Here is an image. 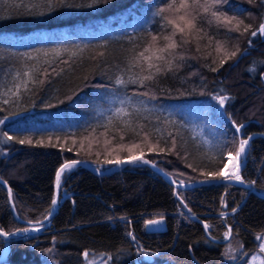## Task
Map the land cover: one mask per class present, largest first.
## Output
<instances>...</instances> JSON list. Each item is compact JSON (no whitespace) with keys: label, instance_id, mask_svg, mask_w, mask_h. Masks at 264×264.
Returning <instances> with one entry per match:
<instances>
[{"label":"trees","instance_id":"1","mask_svg":"<svg viewBox=\"0 0 264 264\" xmlns=\"http://www.w3.org/2000/svg\"><path fill=\"white\" fill-rule=\"evenodd\" d=\"M21 2L28 7L13 6ZM161 6L163 0H51L50 7L47 0H0V179L11 189L15 214L0 184V229L11 233L0 264H85L92 257L105 264H247L259 252L264 198L228 183L174 188L139 162L106 175L81 166L65 172L49 224L29 233L52 208L54 177L63 163L81 160L102 172L113 165L105 158H125L119 145L141 142L144 132L145 159L175 183L221 170L223 157L251 137L241 177L264 192V36L251 35L264 23V0H223L221 13L244 20L239 32L202 24L207 36L193 33L172 71L144 87L117 85V76L145 74L128 69L127 59L143 49L149 34H164L154 15ZM246 25L251 28L243 32ZM217 41L228 51L239 48L222 66ZM32 65L47 69V75L37 74L45 82L30 83L19 98L5 96L15 72ZM219 95L230 97L223 108ZM118 107L132 113L134 126L144 125L140 136L124 129L120 140L117 127L129 117H116ZM233 121L244 125L241 134ZM188 142L204 145L205 154L191 151ZM149 144L156 150L149 152ZM158 218L165 231L145 233L144 224ZM201 223L208 226L205 233Z\"/></svg>","mask_w":264,"mask_h":264},{"label":"snow or ice","instance_id":"2","mask_svg":"<svg viewBox=\"0 0 264 264\" xmlns=\"http://www.w3.org/2000/svg\"><path fill=\"white\" fill-rule=\"evenodd\" d=\"M99 0H93V4L98 3ZM107 2V0H105ZM223 0H163V6L159 7L158 10L154 13L155 16H158L161 21V30L164 33L161 34H149L150 35V41L143 47L141 51L134 52L130 57L127 59V65L128 69L131 68H139L142 73H145L143 75H134L130 76L128 80H125L122 78V76H117L115 78V83L117 85H127L129 83L132 84H138L141 87L146 86V81H154L157 76L163 72L166 71H172L174 66L175 60H183L184 55L182 52L178 51L179 49H182L184 45L189 44L191 41L189 37L193 33L197 34H203L204 36H207V33L204 32L203 27L200 25L202 24H208L209 26L212 23H216L217 26L223 25L224 27L228 28V31L230 32H239L240 26L244 25V20L238 19L235 16H225L223 13H221L218 10V5L222 3ZM249 2H254V0H249ZM48 6H51V0H47ZM14 7H28L27 5H24L22 2L20 4H14ZM92 6V5H89ZM34 7V5H33ZM209 17L211 19H209ZM171 29V31H168V29ZM251 28V25H246L243 28V32H248ZM260 34L261 36H264V23H261L260 26L255 30L251 32V35L253 37L257 36V34ZM210 39V38H209ZM160 41H163V44L160 43ZM251 43V41H249ZM199 50V49H197ZM216 51L217 52H224L223 58L219 60V66L224 65V63L237 56V52H239V48L235 51H228L224 48V46L217 41L216 43ZM57 56H59V52L57 51L55 53ZM47 55V53L45 54ZM31 59V57H30ZM212 71H217V68H212ZM54 71V70H53ZM250 71H254V69H250ZM37 74L40 75H47V69L41 70V68L38 65H32L30 67H26V70H24L22 73L17 70L13 76V88L15 91H13V88H8L3 93L5 96H7L9 93L12 96H15L19 98L21 89L25 91H29V84L30 83H41L43 84L44 80H37ZM139 95H148L147 92L139 93ZM154 98V97H153ZM130 99V98H129ZM215 99L218 101L221 108L225 106L226 101L230 99L227 95H219L215 97ZM4 104H8L9 100L5 99L3 101ZM120 103L123 105L125 102L122 100ZM136 111H139V109H135ZM114 115L116 117H124L127 116L129 119L127 120H120V124L123 126V128L117 127V131H119L120 134V140L124 141L125 139V133L124 129H127L131 131L135 136H140L141 131L144 128V125L142 124H135L131 119L132 113L126 111L124 107H118L115 109ZM4 121L0 120V124H2ZM113 121L111 118L109 119V125H112ZM233 126L235 128V131L237 134H241L243 132L244 125L242 124H236L235 121H233ZM108 125H105L106 132L108 130ZM157 132L160 131V129H156ZM106 133H101V135H105ZM9 140H12L13 137H8ZM85 139H88L87 137ZM172 139V145L173 148L176 146V139L175 137H171ZM251 137L248 139H240L239 146L235 150V154L233 155L232 152H228V161L229 163L225 164L224 167L215 172H208V173H202L208 180H216V179H224V180H235L238 182L243 183L241 177V170L245 166V159L247 155V146L249 145ZM20 144H32L33 141L30 139H21L17 141ZM149 142V133L144 132L142 141L137 142H131L129 144L121 143L119 145V148L122 151L127 152V156L125 158H120L119 156H116L114 158H105L103 163L105 164H136V163H143V164H152L153 167H155V163L153 161H150L148 159H145V153L144 149L142 147V144ZM37 145L40 146H51V147H57L56 144H48L45 145L43 140H37L35 142ZM105 143L107 144L108 141L105 140ZM83 146V143H82ZM91 146V145H89ZM69 151L72 149L69 148ZM156 150V145L149 144L148 151L153 152ZM160 152H164V148L159 149ZM169 152L172 151V149H168ZM105 152L108 153L109 150L106 148ZM215 159V157H212ZM82 163L80 160H71L66 161L63 163L59 169L56 171V187L59 189L61 187V180L62 176L65 172L71 171L76 165ZM188 167H192L191 164L188 165ZM196 169L193 168V171ZM96 171H100V169H96ZM175 183V181H173ZM179 184L181 186L184 185V181H179ZM9 194L11 198V189H9ZM58 204L57 198L54 196L51 205L54 208ZM52 209H49V215H51ZM233 212L236 211V209H232ZM45 220L48 219V216L44 217ZM37 224L40 222L37 221ZM149 223L155 224L158 223V221H150ZM207 228L208 226L205 225ZM32 231H38L39 229L36 227H33L31 229ZM18 231L21 232H28L29 229H18ZM11 235V233L4 231L3 229H0V236H8ZM227 236L228 233H225ZM261 239H264V236L260 237ZM261 249L264 250V245H261ZM85 256L88 255V253H84Z\"/></svg>","mask_w":264,"mask_h":264},{"label":"water","instance_id":"3","mask_svg":"<svg viewBox=\"0 0 264 264\" xmlns=\"http://www.w3.org/2000/svg\"><path fill=\"white\" fill-rule=\"evenodd\" d=\"M248 138H246V139H248ZM126 164L127 163L120 164V165L113 164L109 168H107L106 170H104L102 172L95 171L88 163H86L84 161H82V163H80V164H78L76 166H81V167L87 169L88 171H90V172H92L94 174H97V175H106V174H111L113 171H115L116 169H118V168H120V167H122V166H124ZM144 165L148 166L151 170H153L155 173H157L164 181H166L167 183L172 185L174 188L188 189V188H193V187L206 185V184H212V183H228V184L237 185V186H239L241 188H244V189L250 191L251 193H255L258 196L264 198V192H262V193L255 192L253 187L250 184L246 183V182L241 183V182H238V181H235V180H224V179H216V180L201 179V180H197V181H193V182H186V183H184L183 186H181L179 183H173V181L170 179L169 176L164 174L156 166L153 167V165L151 163L150 164H144ZM0 184H2L4 186V188H5V190H6L8 204L10 206L12 214L15 216L14 211H13V206H12V203H11V200H10L9 188H8L7 184L4 181H2L1 179H0ZM54 196L58 200V193H57V187H56V174H55L54 182H53V197ZM51 209H52V211H51V215H52V213L56 209V206L54 208L52 207ZM51 215H49V214L47 215L48 216L47 220L43 219V220L40 221L39 224L31 226V229L33 227H36L39 230L38 231L30 230L29 233H38V232L42 231L49 224V219H50ZM155 221H158V223L152 224V223L146 222L144 224V232L145 233H147V234L163 233L165 231L164 220L162 218H158ZM201 226L203 228V232L205 233L204 224L201 223ZM1 237H2L3 242H4V249H3V252L0 254V263H2L6 259V257L8 256V253H9L8 237L7 236H1ZM82 258H85L84 253L82 255Z\"/></svg>","mask_w":264,"mask_h":264},{"label":"rangeland","instance_id":"4","mask_svg":"<svg viewBox=\"0 0 264 264\" xmlns=\"http://www.w3.org/2000/svg\"><path fill=\"white\" fill-rule=\"evenodd\" d=\"M188 147H190V150L195 152L196 154H199V156H203V154H205L207 148H205L204 145L198 143V142H188L187 144ZM228 156L227 154L223 157V167L225 164L229 163L228 159H226ZM264 236L261 235V237ZM261 245H264V239L259 240V252H256L254 255H252L248 261L247 264H264V261H262V256L260 257V255L263 254L264 256V250L261 249ZM85 262V264H105L104 262H102L100 260V257H92V258H88L86 260L83 261V263Z\"/></svg>","mask_w":264,"mask_h":264},{"label":"built area","instance_id":"5","mask_svg":"<svg viewBox=\"0 0 264 264\" xmlns=\"http://www.w3.org/2000/svg\"><path fill=\"white\" fill-rule=\"evenodd\" d=\"M226 159H228V157H227ZM222 168H223V167H222Z\"/></svg>","mask_w":264,"mask_h":264},{"label":"bare ground","instance_id":"6","mask_svg":"<svg viewBox=\"0 0 264 264\" xmlns=\"http://www.w3.org/2000/svg\"><path fill=\"white\" fill-rule=\"evenodd\" d=\"M2 252H3V251H2ZM2 252H1V253H2ZM1 253H0V254H1Z\"/></svg>","mask_w":264,"mask_h":264}]
</instances>
